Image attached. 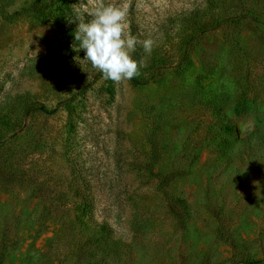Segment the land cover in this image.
I'll return each mask as SVG.
<instances>
[{"label": "rangeland", "instance_id": "rangeland-1", "mask_svg": "<svg viewBox=\"0 0 264 264\" xmlns=\"http://www.w3.org/2000/svg\"><path fill=\"white\" fill-rule=\"evenodd\" d=\"M28 1L0 0V264H264V0H108L155 38L136 82L80 60L96 0Z\"/></svg>", "mask_w": 264, "mask_h": 264}, {"label": "clouds", "instance_id": "clouds-1", "mask_svg": "<svg viewBox=\"0 0 264 264\" xmlns=\"http://www.w3.org/2000/svg\"><path fill=\"white\" fill-rule=\"evenodd\" d=\"M74 40L84 55L80 60L87 61L93 69L107 80L120 82L131 80L139 75L140 68L145 66L143 58H133L137 46L150 55L155 45L151 35L141 40L137 35L128 32L126 9L108 0H96L89 8H75ZM87 17V18H86Z\"/></svg>", "mask_w": 264, "mask_h": 264}, {"label": "trees", "instance_id": "trees-1", "mask_svg": "<svg viewBox=\"0 0 264 264\" xmlns=\"http://www.w3.org/2000/svg\"><path fill=\"white\" fill-rule=\"evenodd\" d=\"M61 1L64 0H29L24 5L19 6L18 8H15L12 10L11 13L7 15V17H12L15 15H20L24 12H29L33 14L38 19H46L49 14L52 11L57 10V8L60 6ZM0 8L4 9V6L1 5ZM196 11V10H195ZM244 17V16H243ZM239 16H232V17H219L216 18L208 27V29L217 28L221 25H223L226 21L237 19ZM257 20V19H255ZM140 49H136V51L133 53V58L137 60V56L139 55ZM182 55L186 56L185 49L182 50ZM133 82H136V77L131 79ZM77 95L73 94L72 98L74 99ZM224 131L226 133H229V130L232 129V125L226 123L223 127ZM258 135L264 139V132L255 131ZM74 193L79 197V202L77 204L76 209L79 212V215L82 217H86V220L89 221L91 224L97 226L101 233H110V227L105 222H96L92 217V210H91V203L88 195L86 193H83L82 189L80 187H75Z\"/></svg>", "mask_w": 264, "mask_h": 264}]
</instances>
